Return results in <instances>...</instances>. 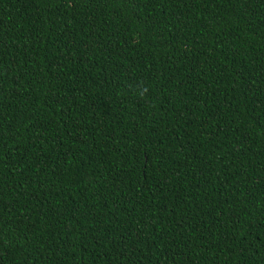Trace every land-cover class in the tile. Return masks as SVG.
<instances>
[{
    "label": "trees",
    "instance_id": "16d2710c",
    "mask_svg": "<svg viewBox=\"0 0 264 264\" xmlns=\"http://www.w3.org/2000/svg\"><path fill=\"white\" fill-rule=\"evenodd\" d=\"M0 264H264V0H0Z\"/></svg>",
    "mask_w": 264,
    "mask_h": 264
}]
</instances>
